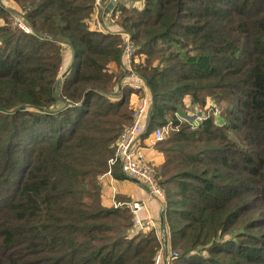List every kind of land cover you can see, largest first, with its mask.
Masks as SVG:
<instances>
[{"label": "trees", "instance_id": "1", "mask_svg": "<svg viewBox=\"0 0 264 264\" xmlns=\"http://www.w3.org/2000/svg\"><path fill=\"white\" fill-rule=\"evenodd\" d=\"M12 1L32 33L0 0V264H152L155 231L130 234L128 207L101 202L131 120L109 66H123L120 33L90 25L96 0ZM127 1L106 14L141 55L148 130L173 128L155 143L172 264H264V0ZM185 95L222 104L223 121L179 120Z\"/></svg>", "mask_w": 264, "mask_h": 264}, {"label": "built area", "instance_id": "2", "mask_svg": "<svg viewBox=\"0 0 264 264\" xmlns=\"http://www.w3.org/2000/svg\"><path fill=\"white\" fill-rule=\"evenodd\" d=\"M99 3V0H96L94 10V14L96 16L94 15L93 17V27L99 30H104V27L101 25V20L103 19H100L97 16V5ZM12 11L13 12L10 14L12 24L27 33H32V29L25 21L24 17L17 11ZM103 22L105 21L103 20ZM107 30L111 32L118 31L121 35L123 66L119 67V71L116 72V74H121L122 78L120 86H129L132 89L135 100H130L131 120L119 132L114 142L113 155L108 159V169L101 176L110 174L113 166L116 165L126 177L136 179L144 185L148 198L156 200L160 203L161 222L163 223V226H160V233H155L161 242L163 237L160 238L159 234L165 236V239H167V236L170 234V228L166 220L167 202L165 191L158 181V174L156 171L157 165L152 159L148 158L146 154V145L142 140L143 134L148 131L149 110L151 108L152 99L144 79L133 68L134 62L138 61L141 55L138 54L137 46L134 44L128 32L112 28H108ZM65 49L66 46L62 43V61L58 70L59 90L61 89L64 76L62 69H64ZM208 103L209 101L207 104ZM204 116L205 115L202 110L197 109L194 117L196 120L195 122H200ZM193 124L195 123L193 122ZM167 125H169V123L152 129L151 134L153 142L163 139L165 136V127ZM145 200L134 199L124 202L115 201L113 204L114 206L124 204L131 212L132 226L129 231L130 234L138 232L146 233L151 230L155 231V223L151 219H145L139 215L140 211L146 205ZM177 256V251L171 249L170 251L164 253L162 248L159 247L154 255L152 264H159L160 262H163L164 264H172L173 259Z\"/></svg>", "mask_w": 264, "mask_h": 264}, {"label": "crops", "instance_id": "3", "mask_svg": "<svg viewBox=\"0 0 264 264\" xmlns=\"http://www.w3.org/2000/svg\"><path fill=\"white\" fill-rule=\"evenodd\" d=\"M9 3L12 10L17 11V5L12 0H9ZM65 59L67 60V62H70V60L71 63L73 62V54L68 48L65 49ZM109 66L113 71H119V67L115 63L111 62ZM130 100H135L133 92H131ZM184 100L185 102L190 103L189 99L185 98ZM151 131L152 130H148L146 133H144L142 140L143 143L146 145V154L148 158L152 159L156 165H159L163 161L164 156L163 153L155 147L156 142L152 141ZM115 167L116 170H114ZM100 181L101 202L105 206H112L115 201L124 202L134 199H146V205L140 211L139 215L142 218L151 219L155 223V232L160 233V226H163V223L161 222L160 203L156 200L148 198L146 189L140 181L126 177L116 165L113 166L112 172L110 174H105L101 176ZM159 237H163L162 241L160 242V247L162 248V251L164 253L170 251L172 249L170 244V236L168 235L167 239H165V236L159 234ZM159 264L164 263L160 262Z\"/></svg>", "mask_w": 264, "mask_h": 264}, {"label": "rangeland", "instance_id": "4", "mask_svg": "<svg viewBox=\"0 0 264 264\" xmlns=\"http://www.w3.org/2000/svg\"><path fill=\"white\" fill-rule=\"evenodd\" d=\"M109 1H111V0H107V3L109 2ZM2 2H3V4L5 5V7L8 9L7 11H8V15H9V17H10V14L13 12L12 11V8L10 7V3H9V0H2ZM99 4L97 5V7H98V14H100L99 12H102V11H104V8L106 7V5L104 4V2L103 1H101V0H99ZM115 3V2H114ZM127 4H131V2L128 0L127 1ZM133 4L135 5V6H137V7H141L142 6V0H134L133 1ZM109 12V11H108ZM103 13V12H102ZM98 16V18H100V16L99 15H97ZM106 18H107V20H106ZM111 18V19H110ZM112 18H114V17H112V16H110V14H106V13H103L102 14V19L105 21V22H103V20H101V25H102V27H104V28H112V29H119V28H117V26L114 24V21H113V19ZM101 19V18H100ZM0 21H2V19H0ZM93 21H94V18H93V20H92V22H90V25L91 26H93L94 25V23H93ZM116 27V28H115ZM120 30H123L122 28H120ZM124 31V30H123ZM126 32V31H125ZM134 42V41H133ZM135 44V43H134ZM136 45V44H135ZM65 64H66V59H65V55H64V67H65ZM63 70V69H62ZM59 88V85L57 86V91L59 90L58 89ZM189 99L190 100V97L189 96H187V95H185L184 97H183V101H182V105L180 106V109H179V111H176L175 113H176V117L179 119V120H181V121H184V120H186V121H188V122H191V123H197V122H195L196 120H195V111L197 110V109H200V110H202V112L204 113V115L206 116L208 113L210 114V113H212V115L213 116H215V119H216V121L217 122H221V121H223V116L219 113V110H220V107H219V105L222 107V104H218L216 101H213V100H209V99H207V100H209V103L208 104H206L204 107H199V106H196V105H191L190 103H188V102H185V100L184 99ZM216 108H217V110H216ZM150 110H151V108H150ZM150 110H149V115H150ZM193 121V122H192ZM199 123V122H198ZM173 128H171L169 125H167L166 127H165V135H167L168 134V132L170 131V130H172Z\"/></svg>", "mask_w": 264, "mask_h": 264}, {"label": "water", "instance_id": "5", "mask_svg": "<svg viewBox=\"0 0 264 264\" xmlns=\"http://www.w3.org/2000/svg\"><path fill=\"white\" fill-rule=\"evenodd\" d=\"M114 5V0H111L107 3L106 7L104 8V12L107 13Z\"/></svg>", "mask_w": 264, "mask_h": 264}]
</instances>
